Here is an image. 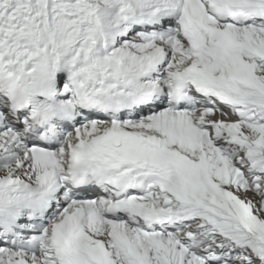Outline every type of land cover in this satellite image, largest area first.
<instances>
[{"label":"snow or ice","instance_id":"1","mask_svg":"<svg viewBox=\"0 0 264 264\" xmlns=\"http://www.w3.org/2000/svg\"><path fill=\"white\" fill-rule=\"evenodd\" d=\"M0 264H264V0H0Z\"/></svg>","mask_w":264,"mask_h":264}]
</instances>
